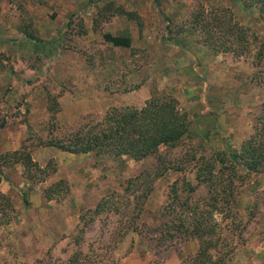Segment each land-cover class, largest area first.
Masks as SVG:
<instances>
[{"label": "rangeland", "instance_id": "rangeland-1", "mask_svg": "<svg viewBox=\"0 0 264 264\" xmlns=\"http://www.w3.org/2000/svg\"><path fill=\"white\" fill-rule=\"evenodd\" d=\"M108 1L127 10L151 7L167 15L148 18L142 29L120 15L103 17ZM38 3L44 9L34 21L41 31L32 26L35 22L27 10L23 17L10 14L5 20L8 25L23 24L20 31L24 28L39 42L16 30L0 36V137L9 141V149H0V181L8 187L0 193L4 194L0 196V264H66L75 252L81 264H118L130 253L143 257L145 264H198L197 239L161 238L160 224L169 220L162 208L174 191L180 202L190 196L189 204L203 207L207 203L203 199L207 186L196 175L200 161L216 151L238 150L251 134L264 99V55L257 58L258 43L241 56L213 52L204 45L217 58L204 63L202 53L196 52L199 61L187 48L190 45L182 49L178 43L200 40L199 31L191 25L197 9L228 8L233 19L263 43L264 18L256 5L246 7L241 0ZM103 32L130 36L133 45L106 43ZM181 52L192 60L172 65ZM204 83L216 86L210 97L204 91L199 94ZM156 90L174 96L188 115L189 132L175 147L161 146L159 154L136 161L93 153L68 159L60 149L41 144L50 136L66 135L86 119L99 120L111 106L141 107ZM191 92L188 105L194 101L192 108L197 107L202 97L210 101V112L195 116L183 109L181 101ZM49 96L58 107L54 117L47 110ZM14 139H19L16 149H12ZM14 150L20 156L30 155L42 169L26 170L21 160L6 155ZM216 174L221 177L220 194L208 222L214 224L211 238L215 242L210 262L264 264V171ZM138 175L140 180L128 182ZM58 180H63L58 194L46 200L43 189ZM223 180L232 195H227ZM102 199L106 209L96 214L93 210Z\"/></svg>", "mask_w": 264, "mask_h": 264}, {"label": "trees", "instance_id": "trees-1", "mask_svg": "<svg viewBox=\"0 0 264 264\" xmlns=\"http://www.w3.org/2000/svg\"><path fill=\"white\" fill-rule=\"evenodd\" d=\"M241 2L246 7L256 5L260 16L264 18V0H241ZM107 15L125 16L128 20L136 21L138 27H141L137 12L127 10L112 1H108L103 8V17ZM191 25L194 26V30L199 31L200 40L198 41L213 52H231L241 56L245 50L250 48V45L258 43L256 56L260 60L264 55V43L258 41L257 36L251 33L248 28L236 22L228 8H221L219 11L197 9L192 14ZM95 26L94 23V29ZM25 35L29 39L40 41L39 38L29 33H25ZM102 37L113 46L131 47L129 36L103 32ZM256 65H258L257 61ZM47 110L52 117L58 112L53 96L48 97ZM189 126L188 115L179 108L177 99L169 93L156 90L141 107L111 106L99 120L86 119L64 136H50L40 141L42 145L53 146L68 153H93L114 160L126 157L137 161L159 154L161 146L166 148L177 146L189 132ZM252 129L251 134L242 141L238 150L216 151L204 162L200 161V172L196 175L199 181L204 182L207 186V195L203 198L207 203H204L203 207L197 203L191 204L190 202L189 204L190 196L180 202L179 196L174 191L170 203L162 208V212L169 216V220L160 224L161 238L197 239L199 246L196 252L198 260L196 263L198 264H214V262H210L213 256L210 251L215 246V242L211 238L213 237L211 235L214 224L210 225L208 222L213 219L214 211L217 209L215 202L220 194L218 183L221 177L216 173H229L230 176H235L238 171H244L245 175L264 171V99L260 106V114ZM6 155L21 160L26 170L42 169L30 155L22 154L20 156L19 150H14ZM217 165L219 167L216 172L214 170ZM140 179L141 177L138 175L128 182L135 183ZM231 179L228 178L226 181L231 183ZM227 182L223 180L227 187V195L230 196L232 190H229L230 186L228 188ZM61 184H63V180H58L44 188L42 191L44 198L46 200L53 199L58 194V186ZM188 185L193 191L194 187ZM0 196L4 197V194ZM23 201L25 205H28L25 196ZM211 201L214 203H210ZM106 206L107 202L102 199L96 204L93 212L97 214L106 209ZM86 225L87 223L80 226L81 232ZM79 255L77 252L72 254L66 264H81Z\"/></svg>", "mask_w": 264, "mask_h": 264}, {"label": "crops", "instance_id": "crops-1", "mask_svg": "<svg viewBox=\"0 0 264 264\" xmlns=\"http://www.w3.org/2000/svg\"><path fill=\"white\" fill-rule=\"evenodd\" d=\"M21 5H23V8H21ZM42 9H44V6L42 4H40V3H38V0H0V36H2L1 34L4 33V32L8 33V32H14L16 30L18 32L24 33V36L27 37L25 35L26 32H25L24 28H22V30L20 31V27H22L23 24L22 25H20V24L8 25V21H6L5 18H9L10 14H12L13 18H18L19 16L23 17L26 14L25 10H27V11H29L28 12V16H31L33 18V22H35L34 18H36L35 17L36 13L38 11L42 10ZM135 10H136L135 12H137V14H138V16L140 18V21H141V27L140 28H142V29H143V27H144V29L147 27L148 22H149L148 18H152L154 15H157V14L160 15V17H166V15H167L164 11H161V10L155 9V8H151V7H149L148 10H144L142 7L141 8H137V9L135 8ZM120 17H121V20L122 19L123 20L127 19L125 16H120ZM150 23H152V21ZM32 26L36 27L39 31H41L40 25L38 23L35 22V23H33ZM112 35H114V34H112ZM130 39H131V46H132L134 41H133V39L131 37H130ZM2 40H4V38ZM29 40L30 41H34V42H38V41H36L34 39H29ZM188 41L189 40L186 39V40H184V41H182L181 43H178V44H179V46L183 47L182 49H184L188 45H190V47H187V48L192 53H195V56H196V58L199 61H200V58H199L198 54H196V52H198V53L200 52V53H202V55H204V57L203 56L201 57L202 60L204 61V63H208L209 60L210 61L217 60V58H215L216 56L210 54L208 49L202 43H200L198 40H196V42L195 41L193 42L191 40L189 42ZM106 43L111 44L110 42H106ZM13 49L16 51L17 46H15ZM181 53H182V55H180V53H179V56H174L173 57L172 65L181 66V64L187 63V60H192V59L186 58V57L183 58L184 56H186L187 52L186 53L181 52ZM200 56H201V54H200ZM9 73L10 72L8 71L7 75H9ZM210 74L211 73H209L208 76H210ZM208 76H207V78H208ZM207 80H209V79H207ZM214 87H216L215 84H214V86H210L207 83H204L203 90L199 94L202 95L203 91H204V93H205L204 96L205 97H210L208 95L212 93L211 91L214 90ZM213 94L215 95L216 92H214ZM192 95H193V92L189 93L186 96V98H184L185 102L181 101V102H183L182 106H183V109L185 111L187 110L189 113H192L195 116L199 112H201V113H203V112L206 113L207 111L210 112V106H209L210 105V101L209 100L207 101L206 99L203 100L202 97H200L198 99L199 102L197 103V107L192 108L194 106V104H193L194 101L191 102L193 106L192 105H188L189 104L188 100H190L192 98ZM211 97H213V96L211 95ZM34 111H36L35 108H34ZM18 143H19V139H14L13 142H12V144H13L12 149H16ZM8 146H9V141L7 140L6 136L0 137V149L3 148L5 150H7V149H9ZM41 149H45V148L41 147ZM58 152L61 153L63 155V157H68V159L69 158L72 159L74 157V155H76V154H73V153H68V152L66 153L64 151H58ZM80 155H83V154H80ZM258 181H260V178H258ZM7 191H8L7 185L4 183L3 180H1L0 181V193H6ZM48 203H50V202H48ZM262 234H264V232H262ZM145 262L146 261L144 260L143 257L136 256L133 253H130L129 255L124 256L118 264H145Z\"/></svg>", "mask_w": 264, "mask_h": 264}]
</instances>
